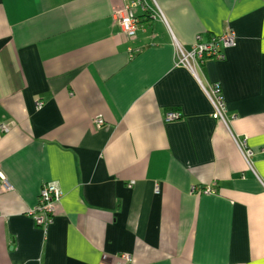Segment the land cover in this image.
<instances>
[{"label":"crops","instance_id":"crops-1","mask_svg":"<svg viewBox=\"0 0 264 264\" xmlns=\"http://www.w3.org/2000/svg\"><path fill=\"white\" fill-rule=\"evenodd\" d=\"M144 2L129 38L123 0H0V264H264V0ZM228 30L201 84L176 66ZM47 183L61 200L43 229L29 212Z\"/></svg>","mask_w":264,"mask_h":264},{"label":"built area","instance_id":"built-area-1","mask_svg":"<svg viewBox=\"0 0 264 264\" xmlns=\"http://www.w3.org/2000/svg\"><path fill=\"white\" fill-rule=\"evenodd\" d=\"M140 7L143 9L146 8L144 0H123L122 8H119L114 13L116 22L120 26L122 32L129 38H133L140 28V20L135 12V10ZM158 15L164 19L160 9H158ZM236 44L237 36L232 30H228L220 36H213L208 41L203 40L202 36L198 35L195 44L190 51H185L180 46L177 47L176 66L189 70L199 81L197 70L209 60H225L226 49L233 48ZM202 89L208 93V97L211 99L214 106L215 115L225 121V104L221 94L220 85L217 83L211 84L208 92L203 86ZM42 107V103L37 104V109L40 110ZM179 118L180 113L178 112H168L166 114L167 122L176 121ZM96 123L98 126L104 125L102 119H98ZM0 129L3 132L8 131L6 125H1ZM238 147L246 159L252 157L253 152L247 148L245 142H239ZM0 188L4 191H11L13 189L12 185L3 174H0ZM159 192L160 186L159 184H156L155 193ZM192 192H200L203 195H212L215 193V190L211 187L201 189L194 186L192 187ZM60 200L61 190L56 183H47L42 186L38 202L29 212V215L34 219L37 226L46 229L52 223ZM122 259L125 262H129L130 256L124 254Z\"/></svg>","mask_w":264,"mask_h":264},{"label":"rangeland","instance_id":"rangeland-1","mask_svg":"<svg viewBox=\"0 0 264 264\" xmlns=\"http://www.w3.org/2000/svg\"><path fill=\"white\" fill-rule=\"evenodd\" d=\"M239 145V142H237V146Z\"/></svg>","mask_w":264,"mask_h":264}]
</instances>
